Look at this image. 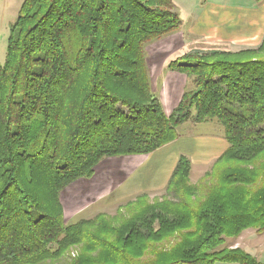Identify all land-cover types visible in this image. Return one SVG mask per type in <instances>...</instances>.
Segmentation results:
<instances>
[{
	"label": "trees",
	"instance_id": "obj_1",
	"mask_svg": "<svg viewBox=\"0 0 264 264\" xmlns=\"http://www.w3.org/2000/svg\"><path fill=\"white\" fill-rule=\"evenodd\" d=\"M179 25L172 0H23L0 63V264H264L221 247L264 231V37L171 59L190 84L167 114L144 47ZM188 120H216L227 142L198 183L181 154L160 201L139 196L117 226L66 223L65 187L105 157L175 141Z\"/></svg>",
	"mask_w": 264,
	"mask_h": 264
},
{
	"label": "crops",
	"instance_id": "obj_2",
	"mask_svg": "<svg viewBox=\"0 0 264 264\" xmlns=\"http://www.w3.org/2000/svg\"><path fill=\"white\" fill-rule=\"evenodd\" d=\"M254 2L243 5L237 12L226 13L222 21L214 19L208 26H205L204 21L201 20L202 33L209 35L212 31L223 35L222 39L225 40L210 41L208 36L204 35L202 39L206 47L209 48L207 44L210 42H222L227 43L225 46L230 48L235 38L237 41L252 40L259 33L263 34L260 38L262 40L264 37V0ZM259 42L244 44L242 48L256 47ZM170 60L171 58L166 59L162 56L146 58L151 90L157 94L167 114L176 106L182 93L190 84L185 74L168 69L167 65ZM224 142L226 140L223 131L221 139L209 138L204 144L196 143L191 137L178 136L175 141L149 154L105 157L94 168L91 177L80 178L74 182L72 188L68 186L61 192L60 201L64 218L65 220L78 216L83 218V214L94 209H97L94 212L97 214L102 212L101 209L117 208L121 201L132 200L142 194L165 191L166 184L181 154L190 156L202 147L208 151L216 149L221 154L227 147Z\"/></svg>",
	"mask_w": 264,
	"mask_h": 264
},
{
	"label": "rangeland",
	"instance_id": "obj_3",
	"mask_svg": "<svg viewBox=\"0 0 264 264\" xmlns=\"http://www.w3.org/2000/svg\"><path fill=\"white\" fill-rule=\"evenodd\" d=\"M175 4V9L180 19L179 28L164 36L160 39H156L145 45L144 51L146 58L148 57H161L162 58H174L180 56L183 53L192 51H212V50H230L237 51L244 47L247 43L261 42L260 38L263 34L259 33L252 40H241L237 41L234 39L233 46L226 47L227 43H209L206 47L205 41L202 37L207 35L202 33V21H204L205 26L211 24L215 20L222 21V18L226 13L237 12L239 8L243 5H249L255 0H172ZM23 0H0V63L5 60L6 49H7V39L9 35V30L11 25L16 19L19 7ZM255 4V2H254ZM217 7V8H216ZM221 7V9H219ZM211 9L215 11L212 12ZM213 14H212V13ZM203 16L204 19H203ZM209 16V17H208ZM223 23V22H222ZM208 39L212 40H224L222 36L216 34L215 32H210ZM206 40V39H205ZM225 41V40H224ZM183 42V44H182ZM191 42V43H188ZM258 43V45L260 44ZM182 46L180 47V45ZM219 45V46H218ZM223 45V46H222ZM214 47V48H210ZM165 52V53H164ZM223 127L216 120L212 122H194L193 120H188L186 123L181 125L178 129V135L181 138H192L196 143L204 144V142L209 138L217 140L221 139ZM227 146V142H224ZM220 152L213 149L211 151L206 150L205 147L200 148L193 154L187 156L191 162V173L190 181L192 183H198L204 173L210 170L213 163L215 162L217 156ZM74 182L69 185L68 188H72ZM65 187L63 190H65ZM62 190V191H63ZM61 191V192H62ZM60 192V194H61ZM144 195V200L146 203L152 204L153 202L160 201L168 194L166 191L155 192L152 194H142ZM141 196V195H140ZM139 197V196H138ZM136 197L132 200L121 201L120 205L116 208H108L102 210L97 214L94 212L97 210H92L89 213L83 214V218L78 216L75 218L65 220L67 224L74 223L79 219H91L97 215H102L113 225H119L124 219L128 218L132 214V210L136 205ZM105 208V207H104ZM64 214V212H63ZM91 215V216H90ZM223 248H240L245 252L251 254L256 258V260L264 263V231L258 233L255 228L249 227L242 230L237 236H227L224 237V242L221 245ZM76 248L72 247L69 255L74 256ZM68 256V255H67ZM214 264H224V263H214ZM237 264V263H230Z\"/></svg>",
	"mask_w": 264,
	"mask_h": 264
}]
</instances>
